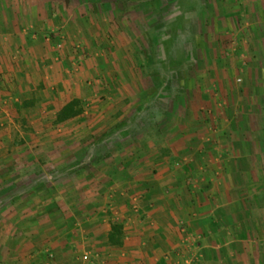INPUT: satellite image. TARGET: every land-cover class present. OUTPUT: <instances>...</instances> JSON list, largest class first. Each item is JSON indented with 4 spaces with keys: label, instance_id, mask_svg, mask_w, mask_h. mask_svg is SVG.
<instances>
[{
    "label": "crops",
    "instance_id": "1",
    "mask_svg": "<svg viewBox=\"0 0 264 264\" xmlns=\"http://www.w3.org/2000/svg\"><path fill=\"white\" fill-rule=\"evenodd\" d=\"M217 1L233 6L228 14L237 18L249 6H261L264 16V0ZM111 7L104 0H0V264H264V155L246 152L254 126L241 108L236 119L229 105L217 104L199 112L204 122L191 123L182 95L170 111L173 137L149 144L147 153L105 158L87 146L105 144L118 119L111 123L101 111L100 123L90 124L97 112L90 109L56 122L62 106L81 98L82 79L68 68L91 60L70 50L109 49L104 36L118 29L109 21L127 12ZM258 52L264 55V42ZM157 112L162 130L167 110ZM21 114L32 134L21 132ZM91 162L104 168L89 171ZM41 163L32 180L16 184L19 169ZM114 224L119 245L108 239Z\"/></svg>",
    "mask_w": 264,
    "mask_h": 264
},
{
    "label": "rangeland",
    "instance_id": "2",
    "mask_svg": "<svg viewBox=\"0 0 264 264\" xmlns=\"http://www.w3.org/2000/svg\"><path fill=\"white\" fill-rule=\"evenodd\" d=\"M232 8L233 6H226L224 1L220 3L217 0H124L119 6L115 3L112 5L114 12H127L109 21V25L118 27L111 28V32L104 36V40L107 39L110 45L109 49L99 50L94 45L86 51L73 46L74 49L70 50L73 56L88 54L91 59L86 63H80L79 60L73 62L68 71L69 74L78 76V81L82 79L79 101L83 111L97 110L86 119L88 123L96 125L105 113H108L106 117L111 123L116 119V123H120L129 119L136 111L140 112L141 106H146V96L152 92L151 85L158 81L161 72L158 71L160 67L155 60L150 65L145 60L146 55L156 54V50H146L145 45H150L153 35L159 34L157 31H163V36H170V30L179 18L186 26H190L194 36L193 52L190 49L192 44L186 38L184 50L181 49L182 44L178 49L174 45L167 55L169 59L182 58L184 62L175 64L174 61L170 64L168 72L164 73L168 78L161 88V96L153 104L158 110H167L162 130L158 128L161 123V118H158L160 115H156L153 121L146 122L147 130L132 132L134 137L131 134L127 137L111 135L105 137L106 143L99 144L98 147H93V141L87 146L92 157L147 153V149L151 148L149 144L164 142L173 137L176 133L173 125L177 118L170 111L178 105V98L182 95L189 111L185 114L186 121L191 123L204 122L206 114L200 115L199 112H206L217 104L229 105L236 119H241V114L236 111L241 108L246 113L244 119L247 124L254 126L248 135L252 144L247 145L246 152L264 155V81L260 79L261 71L264 70V64L260 63H263L264 55L258 52L264 42L261 41L264 35V16L261 14V6H249L248 16L244 18L228 14ZM92 20L101 27L108 24L100 19ZM92 37L90 35V40ZM57 54L61 52L57 51ZM160 54L162 55L161 52ZM257 58L260 63L253 61ZM223 76L227 81L218 80ZM218 91H221L222 96H216ZM257 105L262 108L260 112L256 109ZM101 111L103 112L98 117L97 113ZM18 120L20 123L25 122L21 132L32 134V129L22 114ZM148 125L153 126V129L150 130ZM148 137L150 143L146 144ZM24 154L31 155L32 151L26 150ZM112 159L103 162L104 166H110ZM43 164L45 163H41L40 167L25 165L19 169L23 178L16 184L23 186L28 183L33 179L32 174L41 170ZM103 164L96 166L91 162L88 169L96 171ZM255 166L256 163L254 168ZM259 167L264 170V162H260ZM10 180L12 182L13 178Z\"/></svg>",
    "mask_w": 264,
    "mask_h": 264
},
{
    "label": "trees",
    "instance_id": "3",
    "mask_svg": "<svg viewBox=\"0 0 264 264\" xmlns=\"http://www.w3.org/2000/svg\"><path fill=\"white\" fill-rule=\"evenodd\" d=\"M115 3V5L119 6L120 2L118 0H104V4L107 5V7L110 5L112 6ZM112 8V7H111ZM113 11V9H112ZM179 19V18H178ZM176 20V24L174 25L173 28L170 30V36H163V31H157L159 34L153 35L152 37V43L154 44V48L152 49L153 51L156 50V54L153 55L151 53L152 58L150 56L146 57V63L149 65L154 62V60L157 62L159 65L161 72L159 76H162V78H159L158 81H155L154 84H152V92L146 96V106L142 107L140 109V112L136 111L133 113L129 119H127L124 122L119 123L114 129H112L110 132L107 133V135L103 136V139L105 137H109L111 135H117L121 137L123 136H130L134 137L135 135L132 134L136 133L137 131L141 130H147V121H153L154 116L158 115V109L153 105L154 101L157 98H160L161 96V88L163 84L166 82V79L168 78L166 74L168 71V68L170 64H173L175 61V64H181L184 62V59L179 58V59H169L168 54L171 46H176L175 49L180 48V44H182V48L184 50L185 46L184 44L186 43V38L189 39L190 41L188 43L192 44V47L190 48L193 52L195 50V42H194V36L191 33L190 26H186L181 20ZM184 35V36H183ZM162 53V55L160 54ZM164 52V55H163ZM191 52V51H190ZM161 55V56H160ZM180 97L178 98V103L180 101ZM29 105L28 102L23 104V107H27ZM160 110V109H159ZM83 112L81 103L79 99L74 98L71 101L67 102L64 106L60 108V110L57 113L56 116V122H64L66 120L72 119L74 117H77L81 115ZM141 112H144L143 114ZM165 115V113H164ZM155 120V119H154ZM141 125V126H140ZM119 134V135H118ZM101 142H95L93 144V147L97 146ZM88 154L91 155L90 152ZM35 184H40L39 181H35ZM34 184V185H35ZM16 196V195H14ZM120 235H121V227L117 224L112 225L111 227V233L109 234V243L111 245H119L120 244Z\"/></svg>",
    "mask_w": 264,
    "mask_h": 264
},
{
    "label": "built area",
    "instance_id": "4",
    "mask_svg": "<svg viewBox=\"0 0 264 264\" xmlns=\"http://www.w3.org/2000/svg\"><path fill=\"white\" fill-rule=\"evenodd\" d=\"M83 260H85V261H86V260H87V257H86V256H83Z\"/></svg>",
    "mask_w": 264,
    "mask_h": 264
}]
</instances>
